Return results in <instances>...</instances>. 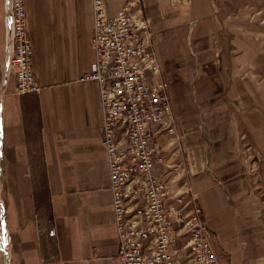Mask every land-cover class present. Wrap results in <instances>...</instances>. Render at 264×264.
<instances>
[{
  "label": "crops",
  "instance_id": "1",
  "mask_svg": "<svg viewBox=\"0 0 264 264\" xmlns=\"http://www.w3.org/2000/svg\"><path fill=\"white\" fill-rule=\"evenodd\" d=\"M102 2L111 16L123 0ZM138 5L178 130L157 135L153 173L187 183L219 264H264V0ZM23 6L38 90L19 95L0 0V264H120L97 84L79 80L91 2Z\"/></svg>",
  "mask_w": 264,
  "mask_h": 264
},
{
  "label": "built area",
  "instance_id": "2",
  "mask_svg": "<svg viewBox=\"0 0 264 264\" xmlns=\"http://www.w3.org/2000/svg\"><path fill=\"white\" fill-rule=\"evenodd\" d=\"M90 2L94 59L79 80L97 84L116 257L120 264H219L187 183L173 189L175 177L166 184L153 173L155 163H167L157 135L178 138V130L138 0H123L111 16L102 0ZM1 11L15 93L35 92L23 0H1Z\"/></svg>",
  "mask_w": 264,
  "mask_h": 264
},
{
  "label": "bare ground",
  "instance_id": "3",
  "mask_svg": "<svg viewBox=\"0 0 264 264\" xmlns=\"http://www.w3.org/2000/svg\"><path fill=\"white\" fill-rule=\"evenodd\" d=\"M103 3V2H102ZM103 7H104V5H103ZM23 8H24V6H23ZM105 12V11H104ZM25 13V12H24ZM31 43V42H30ZM5 50L7 51V45H6V48H5ZM32 50V49H31Z\"/></svg>",
  "mask_w": 264,
  "mask_h": 264
},
{
  "label": "rangeland",
  "instance_id": "4",
  "mask_svg": "<svg viewBox=\"0 0 264 264\" xmlns=\"http://www.w3.org/2000/svg\"><path fill=\"white\" fill-rule=\"evenodd\" d=\"M36 81V80H35ZM37 83V82H36ZM20 95V94H19ZM1 182V181H0Z\"/></svg>",
  "mask_w": 264,
  "mask_h": 264
}]
</instances>
